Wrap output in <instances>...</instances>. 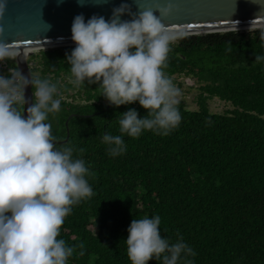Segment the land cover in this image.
<instances>
[{
    "label": "trees",
    "instance_id": "1",
    "mask_svg": "<svg viewBox=\"0 0 264 264\" xmlns=\"http://www.w3.org/2000/svg\"><path fill=\"white\" fill-rule=\"evenodd\" d=\"M262 33H212L172 42L164 73L173 83L175 76L194 80L198 110L180 101L178 127L168 135L150 130L138 138L124 135L126 151L115 157L102 137L120 134V113L133 108L143 117L147 110L138 102L111 105L99 82L72 83L66 57L75 46L32 57L37 78L55 83L56 97L62 98L60 111L48 119L55 146L72 147L91 173L94 195L72 206L57 237L75 248L68 264H131L127 228L132 219L155 215L162 238L175 243L182 237L195 252L179 264L185 259L264 264V61H255L264 55ZM214 98L233 109L211 113L208 102Z\"/></svg>",
    "mask_w": 264,
    "mask_h": 264
},
{
    "label": "clouds",
    "instance_id": "2",
    "mask_svg": "<svg viewBox=\"0 0 264 264\" xmlns=\"http://www.w3.org/2000/svg\"><path fill=\"white\" fill-rule=\"evenodd\" d=\"M7 4L0 0V18ZM158 11L160 16L150 8L132 14L127 4H121L108 20L93 15L85 22L79 14L71 25L76 46L66 59L72 83L99 82L101 96L111 105L138 102L147 110L143 117L133 108L120 113V134L102 137L113 157L126 151L124 135L138 138L148 130L168 135L181 121L179 90L164 73L176 37L160 17L167 16L171 6ZM125 13L133 18L121 20ZM14 55L0 41V63ZM255 61H264V55H256ZM30 76L18 69L0 74V264H68L75 248L57 237L72 206L94 195L87 179L91 173L83 159L74 158L72 147L55 146L48 119L61 108L57 85ZM29 84L35 89L34 102L25 118L24 90ZM160 224L159 215L132 219L125 240L131 264H148L151 259L179 264L195 255L182 237L175 243L162 238ZM79 247L83 255V244ZM185 264L192 262L185 259Z\"/></svg>",
    "mask_w": 264,
    "mask_h": 264
},
{
    "label": "water",
    "instance_id": "3",
    "mask_svg": "<svg viewBox=\"0 0 264 264\" xmlns=\"http://www.w3.org/2000/svg\"><path fill=\"white\" fill-rule=\"evenodd\" d=\"M121 4H127L132 14L150 8L158 16V7L171 6L169 14L160 18L175 37L264 29V0H8L0 18V41L15 52L17 69L30 79L27 49L31 52L76 46L71 39L76 15L83 14L85 22L93 15L108 20ZM132 18L128 13L121 16V20ZM24 95L26 118L27 107L34 102L30 84Z\"/></svg>",
    "mask_w": 264,
    "mask_h": 264
},
{
    "label": "rangeland",
    "instance_id": "4",
    "mask_svg": "<svg viewBox=\"0 0 264 264\" xmlns=\"http://www.w3.org/2000/svg\"><path fill=\"white\" fill-rule=\"evenodd\" d=\"M243 32H251V31H243ZM182 37L183 36L175 38L173 43L176 42L177 39ZM173 80H175L173 84L179 90L180 93L177 99L183 102L187 110L190 111L198 110L197 97L199 95V90L194 80L190 78L177 77V76L173 77ZM70 94L71 95L74 94V91H70ZM75 101L77 103H83L82 99L79 98L75 99ZM208 105H209V111L214 114H224L233 109L229 103L221 101L217 98L210 100L208 102Z\"/></svg>",
    "mask_w": 264,
    "mask_h": 264
},
{
    "label": "built area",
    "instance_id": "5",
    "mask_svg": "<svg viewBox=\"0 0 264 264\" xmlns=\"http://www.w3.org/2000/svg\"><path fill=\"white\" fill-rule=\"evenodd\" d=\"M40 50H32L31 52H27V63L28 66L32 72V76H39V71H38V64L35 60L32 59L33 56L37 55ZM15 57L16 55L13 56L11 59L5 60L3 63H0V74H8L9 70H16V64H15ZM72 99H69L71 101Z\"/></svg>",
    "mask_w": 264,
    "mask_h": 264
},
{
    "label": "bare ground",
    "instance_id": "6",
    "mask_svg": "<svg viewBox=\"0 0 264 264\" xmlns=\"http://www.w3.org/2000/svg\"><path fill=\"white\" fill-rule=\"evenodd\" d=\"M176 38H177V37H176ZM30 50H31V49H29V50L27 49V52L30 51ZM14 53H15V52H14Z\"/></svg>",
    "mask_w": 264,
    "mask_h": 264
}]
</instances>
